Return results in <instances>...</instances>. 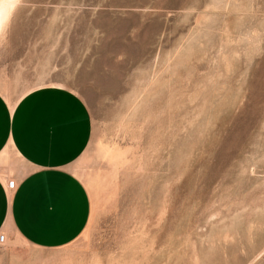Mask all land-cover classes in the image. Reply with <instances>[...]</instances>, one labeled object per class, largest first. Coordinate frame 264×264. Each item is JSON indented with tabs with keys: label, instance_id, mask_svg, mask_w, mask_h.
I'll return each instance as SVG.
<instances>
[{
	"label": "rangeland",
	"instance_id": "obj_1",
	"mask_svg": "<svg viewBox=\"0 0 264 264\" xmlns=\"http://www.w3.org/2000/svg\"><path fill=\"white\" fill-rule=\"evenodd\" d=\"M48 87L90 115V218L0 264H264V0H17L0 94Z\"/></svg>",
	"mask_w": 264,
	"mask_h": 264
},
{
	"label": "crops",
	"instance_id": "obj_2",
	"mask_svg": "<svg viewBox=\"0 0 264 264\" xmlns=\"http://www.w3.org/2000/svg\"><path fill=\"white\" fill-rule=\"evenodd\" d=\"M90 138L88 109L70 90L41 88L14 104L0 94V235L14 234L38 250L65 247L81 235L91 204L71 166Z\"/></svg>",
	"mask_w": 264,
	"mask_h": 264
},
{
	"label": "bare ground",
	"instance_id": "obj_3",
	"mask_svg": "<svg viewBox=\"0 0 264 264\" xmlns=\"http://www.w3.org/2000/svg\"><path fill=\"white\" fill-rule=\"evenodd\" d=\"M17 0H6L5 4L0 6V30L2 25L5 23L7 15L13 9Z\"/></svg>",
	"mask_w": 264,
	"mask_h": 264
},
{
	"label": "built area",
	"instance_id": "obj_4",
	"mask_svg": "<svg viewBox=\"0 0 264 264\" xmlns=\"http://www.w3.org/2000/svg\"><path fill=\"white\" fill-rule=\"evenodd\" d=\"M6 189L8 192H13L14 190V181L13 180H9L6 184ZM5 241V238L3 235H0V244H3Z\"/></svg>",
	"mask_w": 264,
	"mask_h": 264
}]
</instances>
